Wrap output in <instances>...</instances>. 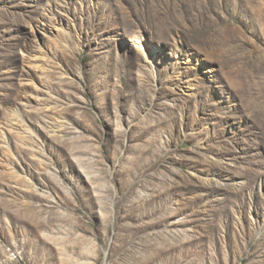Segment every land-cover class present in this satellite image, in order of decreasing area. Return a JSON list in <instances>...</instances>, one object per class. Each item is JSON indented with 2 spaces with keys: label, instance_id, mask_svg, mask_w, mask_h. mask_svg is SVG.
Instances as JSON below:
<instances>
[{
  "label": "rangeland",
  "instance_id": "1",
  "mask_svg": "<svg viewBox=\"0 0 264 264\" xmlns=\"http://www.w3.org/2000/svg\"><path fill=\"white\" fill-rule=\"evenodd\" d=\"M0 264H264V0H0Z\"/></svg>",
  "mask_w": 264,
  "mask_h": 264
}]
</instances>
